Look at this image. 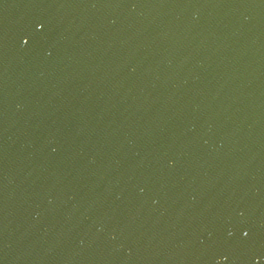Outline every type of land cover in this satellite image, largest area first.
Wrapping results in <instances>:
<instances>
[{
	"label": "water",
	"instance_id": "obj_1",
	"mask_svg": "<svg viewBox=\"0 0 264 264\" xmlns=\"http://www.w3.org/2000/svg\"><path fill=\"white\" fill-rule=\"evenodd\" d=\"M0 264H264V0H0Z\"/></svg>",
	"mask_w": 264,
	"mask_h": 264
}]
</instances>
